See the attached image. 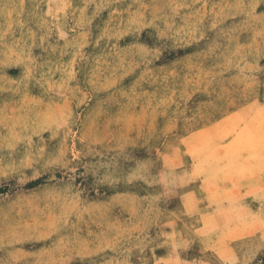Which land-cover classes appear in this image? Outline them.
Masks as SVG:
<instances>
[{"label":"rangeland","instance_id":"obj_1","mask_svg":"<svg viewBox=\"0 0 264 264\" xmlns=\"http://www.w3.org/2000/svg\"><path fill=\"white\" fill-rule=\"evenodd\" d=\"M263 170L264 0H0V264H264Z\"/></svg>","mask_w":264,"mask_h":264},{"label":"bare ground","instance_id":"obj_2","mask_svg":"<svg viewBox=\"0 0 264 264\" xmlns=\"http://www.w3.org/2000/svg\"><path fill=\"white\" fill-rule=\"evenodd\" d=\"M261 140V139H260ZM263 140V139H262ZM262 144V143H261ZM261 149V148H260ZM252 150V149H251ZM257 153V152H256ZM206 161V160H205ZM207 167V166H206ZM209 168H211V167H209ZM206 171V170H205ZM264 171V170H263ZM212 173V172H211ZM214 175V174H213ZM208 180V179H207Z\"/></svg>","mask_w":264,"mask_h":264}]
</instances>
